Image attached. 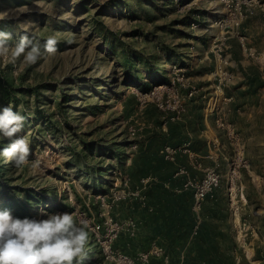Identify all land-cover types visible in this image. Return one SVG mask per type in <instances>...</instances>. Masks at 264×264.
Masks as SVG:
<instances>
[{"label":"rangeland","instance_id":"rangeland-1","mask_svg":"<svg viewBox=\"0 0 264 264\" xmlns=\"http://www.w3.org/2000/svg\"><path fill=\"white\" fill-rule=\"evenodd\" d=\"M0 13H7L0 19V31L11 33L10 45L28 35L42 52L33 65L24 64L23 57L15 64L0 58V84L8 81L12 93L10 103L0 99V110L11 105L26 117L16 136L26 138L30 147L28 162L19 168L0 158V210L8 209L19 218H47L43 210L87 219L89 240L78 264H121L106 259L102 243L111 238L114 253L128 256L134 264H146L141 259L146 253L131 240L140 237L143 229L137 228L134 237L126 231L127 221L139 218L130 211V202L140 198L132 195L136 189L126 168L143 143L162 129L167 131L163 121L173 112L169 107L181 106L174 94L184 98L187 87L196 86L200 91L185 105L182 120L196 108L204 113L214 95L215 85L210 83H216L217 46L224 43L223 55L229 57L224 71L232 80L226 83L225 96L235 79L230 69L232 51L264 67V0H0ZM49 36L58 41L54 55L44 52ZM251 53L261 58L262 65ZM126 57L136 66L135 73H129ZM145 59L160 61L155 65L157 74L143 63ZM162 75L167 84L159 82ZM140 76L144 81L159 82L154 86L158 100L148 98L142 110L139 98L145 94L130 83ZM132 97L137 98V105H129L130 111H125L124 103ZM228 104H224L226 119L240 139L246 160L244 136L264 135L262 117L257 126H250L235 120ZM255 113L258 117L264 110ZM132 128L138 130L136 136H131ZM9 143L0 136V150ZM135 144L136 151L132 149ZM261 147L252 143L250 151L255 149L260 156ZM225 151L226 164L236 161L229 146ZM195 159L186 157L181 166L189 171L192 182L200 183L206 169L196 159L202 170H194ZM97 166L108 170L102 176V189L94 179L99 177L92 174ZM244 169L238 170L232 185L226 172L220 174L213 190L227 200L234 216V205L240 204L244 191L240 184ZM194 171L198 174L192 175ZM110 220L111 225L107 224Z\"/></svg>","mask_w":264,"mask_h":264},{"label":"trees","instance_id":"trees-1","mask_svg":"<svg viewBox=\"0 0 264 264\" xmlns=\"http://www.w3.org/2000/svg\"><path fill=\"white\" fill-rule=\"evenodd\" d=\"M125 60L129 63V73H135L137 68L132 60L129 57ZM143 63L152 69L154 75L159 72L158 68H155V65L160 63L159 60L145 59ZM159 82L167 84L168 80L162 75ZM159 82L144 81L140 76L130 83L141 93L147 94ZM9 85L8 81L0 84V99H4L6 103H10L12 99ZM137 102L136 97L130 98L124 103V110L130 111L129 105L134 107ZM171 118L172 116H168L165 122L163 121L167 131L164 132L161 127V134H153L143 143L126 168L132 188L140 190L141 197L144 198V203L140 198L130 202V211L139 215V218L134 219L138 223V230L143 229L140 237L131 240H135L138 248L146 254L150 253L155 243L163 249L164 256L168 258L167 264H237L236 243L227 226V200L217 191L212 192L202 202L199 213H196L193 210V191L184 189V177L175 176L178 166L185 164L186 156L179 155L173 163L165 160L162 154L166 145L180 147L187 141L188 132L195 133L201 129V109L190 111L185 122L182 119L172 121ZM84 148L88 149V146L84 144ZM88 150L92 153V149ZM117 156L121 168L125 170L124 159L119 151ZM101 167L97 166L92 173L99 177L94 178L99 180V189L103 188L102 176L108 175V170H102ZM145 179H150L146 186L141 183ZM92 245L99 247L96 242ZM148 264L166 263L164 258L149 256Z\"/></svg>","mask_w":264,"mask_h":264},{"label":"clouds","instance_id":"clouds-1","mask_svg":"<svg viewBox=\"0 0 264 264\" xmlns=\"http://www.w3.org/2000/svg\"><path fill=\"white\" fill-rule=\"evenodd\" d=\"M7 13H0L4 19ZM11 33L0 31V58L15 64L23 57V63L33 65L41 58L38 42L28 35L20 37L10 45ZM57 39L49 36L44 43V52H57ZM26 122V117L14 111L12 106L0 110V136L10 141L0 150V158L12 162L19 168L28 162L29 142L24 137L17 138ZM47 218L14 217L10 210H0V264H78L85 257L89 240L90 222L75 213L43 212Z\"/></svg>","mask_w":264,"mask_h":264},{"label":"crops","instance_id":"crops-1","mask_svg":"<svg viewBox=\"0 0 264 264\" xmlns=\"http://www.w3.org/2000/svg\"><path fill=\"white\" fill-rule=\"evenodd\" d=\"M230 67L235 79L232 85L226 89V96L232 98L228 104V111L232 112L235 120H242L244 123L246 121L250 126L253 124L257 126L259 117H262L261 126H263L264 115L257 117L258 114L256 115L255 112L264 110V67L261 68L244 54L233 53V51ZM202 75V77L205 76V74ZM210 84L215 85L213 82ZM202 117L201 129L195 133L188 132L187 141L183 145L189 144L190 152L202 162L205 169L212 168L221 175L225 172L228 175L229 164L225 162L228 159L225 149L226 146H229L233 153V148L226 133L217 128L215 116H207L204 110ZM235 120L233 119L236 126L242 131ZM244 141L247 146L245 157L248 168L240 174V184L244 191L242 200L237 205L241 213L239 217H236L229 210L227 226L236 243V263L264 264V135L244 136ZM252 143L261 144L260 156L255 154L259 147L250 151ZM194 174L198 173L194 171L192 175ZM242 220L248 221L252 226V231L246 239L247 246L245 248L240 247L234 237L235 230Z\"/></svg>","mask_w":264,"mask_h":264},{"label":"built area","instance_id":"built-area-1","mask_svg":"<svg viewBox=\"0 0 264 264\" xmlns=\"http://www.w3.org/2000/svg\"><path fill=\"white\" fill-rule=\"evenodd\" d=\"M242 47H244V39L240 38ZM225 44H221L220 46H217V51L215 52L216 55V60L218 62V65L216 67V70L214 72V79H215V86H214V95L210 96L208 99L207 107L205 109V113L207 116L214 115L215 116V121L217 128L221 131H224L226 133V136L229 140V143L231 147L233 148V152L235 153V159L236 161L228 162L229 164V169H228V175H227V181L230 185L235 184V181L237 179V173L238 170L242 168H248V162L244 160L243 155V149L240 143V139L238 136H236L232 125L228 123L226 119V111L224 108V104H228L232 101L231 98H228L225 96V87L227 82H231L232 76L228 72L224 71V67L229 65V57L223 55V49H224ZM252 51V50H251ZM251 56L254 57V59L258 62V64L262 65L261 58L260 57H255L254 53H251ZM155 89V88H154ZM152 90L150 93L145 94L141 98H139V103H140V110H142L146 104H147V99L149 98H157V92L156 89ZM188 93L187 96L184 98H180L178 94H174L175 98L179 100V103L181 106L177 107H169V109L172 112V121L176 120H181L182 116L184 115L185 112V105L189 100H191L200 90L196 86H188L187 87ZM162 108L161 106H159ZM166 127V123L164 124ZM166 131V129H163ZM131 136H136L138 133L137 129L132 128L131 130ZM133 150L138 149V145L135 144L132 146ZM162 154L165 157V160L169 162H176L177 157L179 155H187L190 158H196L190 150H189V144H185L183 146L174 148L169 145H166L163 150ZM197 159V158H196ZM192 163V168L194 170H202V165L196 160ZM228 161V159H226ZM205 177L200 183H194L191 181L189 171L179 165L178 170L176 172V177H184L186 178V182L184 184V189L186 190H192L194 193V207L193 210L196 213H199L201 209L202 202L205 200V198L213 192V190L218 187L219 182L221 180V175L212 168H208L205 171ZM150 181V179H145L142 180L141 183L146 186V184ZM133 196L135 197H140V200L143 202L144 198L141 197L140 190L136 189V192L132 193ZM117 200H121L122 198L115 196ZM144 203V202H143ZM236 204H238L236 202ZM235 209V216L237 214V217L240 215V208L238 205H234ZM112 220L107 222V224L111 225ZM99 226L96 227L97 230H99ZM138 228V223L134 219H129L126 223V231L129 233L131 237L135 236L136 230ZM95 228L92 229L94 232H96ZM116 231H119V227L116 228ZM252 231V226L251 224L246 221L242 220L239 222L238 227L236 229V241L238 242L239 246L242 248H245L247 246L246 239L249 236L250 232ZM113 237L117 238V234L114 235ZM113 243V238L108 240L107 242L102 243L103 251L106 254V259L111 260V261H119L121 264H134V262L128 257L120 253H114L112 251L111 245ZM149 256H156L160 258H164L165 263L168 262V258L164 256V251L162 248L156 246L155 244L152 246V249L150 253L148 254H142L141 259L148 264L149 263Z\"/></svg>","mask_w":264,"mask_h":264},{"label":"bare ground","instance_id":"bare-ground-1","mask_svg":"<svg viewBox=\"0 0 264 264\" xmlns=\"http://www.w3.org/2000/svg\"><path fill=\"white\" fill-rule=\"evenodd\" d=\"M48 206H50V205H48Z\"/></svg>","mask_w":264,"mask_h":264}]
</instances>
